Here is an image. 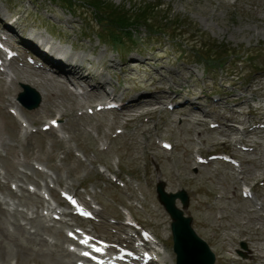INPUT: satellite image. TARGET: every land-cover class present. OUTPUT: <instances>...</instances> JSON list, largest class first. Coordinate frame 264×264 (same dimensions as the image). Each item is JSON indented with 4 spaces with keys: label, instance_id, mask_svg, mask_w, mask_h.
<instances>
[{
    "label": "rangeland",
    "instance_id": "rangeland-1",
    "mask_svg": "<svg viewBox=\"0 0 264 264\" xmlns=\"http://www.w3.org/2000/svg\"><path fill=\"white\" fill-rule=\"evenodd\" d=\"M100 1L127 9L142 0ZM146 1L160 2L163 8L169 7L172 16L187 18L195 38H204V42L212 39L242 51L241 56L264 44V0ZM70 3L0 0V20L4 15L14 17L21 36L38 35L58 48L82 55L85 64L115 91L112 94L109 85L95 95L90 87L70 89L59 82L62 75L24 67L18 61L0 71V200L16 204L28 217H34L35 211L43 217L46 210L42 204L24 205L15 194L7 193L6 189L15 192L13 180L18 177L16 181L24 189L54 192L56 197L41 199L53 207L59 200L58 189L73 191L84 201L93 202L100 220L85 224L66 216L64 225L45 220L46 225L64 235L67 228L82 224L101 238L114 237L119 231L116 238L122 239L120 220L131 215L152 230L159 242L160 258L171 256L174 262L170 219L155 192L157 182L162 181L166 192H185L188 206L184 214L191 216L195 233L213 252L214 264H248L245 262L251 256L255 258L249 264H264V130L249 131L252 123L264 121V72L248 73L246 68L235 70L231 65L208 72L201 63L181 58L180 40L174 43L161 34L148 38L142 27L136 29L134 41L124 38V50L116 49L107 39L103 42L99 38L105 34L97 23L100 14L84 1ZM180 48L188 49L182 43ZM109 63L113 67L106 68ZM24 79L46 94L35 109L18 108L15 101L21 91L18 81ZM138 87L149 95L151 104L85 113L110 95L119 99ZM210 92L216 95L210 98ZM87 96L94 100L88 102ZM165 99H174L177 105L184 101L191 104L170 112L163 105ZM11 109L22 115L24 126ZM52 117L58 119L59 127L42 131L41 124ZM212 122L218 126L210 128ZM161 140L170 142L172 149H162ZM229 140L237 146L250 143L254 148L240 156V167L220 161L207 165L196 162L197 155L206 157L221 150L239 157L235 152L240 149ZM242 185L252 187V199L241 197ZM17 191L18 196L27 193ZM176 203L181 207L179 201ZM19 221L25 224L22 218ZM27 228L32 232L33 228ZM44 236L55 241L50 234ZM7 264L43 263L10 254Z\"/></svg>",
    "mask_w": 264,
    "mask_h": 264
},
{
    "label": "bare ground",
    "instance_id": "bare-ground-1",
    "mask_svg": "<svg viewBox=\"0 0 264 264\" xmlns=\"http://www.w3.org/2000/svg\"><path fill=\"white\" fill-rule=\"evenodd\" d=\"M34 40H36L37 43L39 44H43L47 46L50 50L54 52H58V54L61 57H63V59H65L64 62L66 64H71L70 66H66V64L62 63L61 61L50 62L52 67L56 69L55 74L57 76H59L60 74L67 75V73H69V75L77 78L78 83L80 84L90 85L93 82L97 86V88H104L106 81L102 80L97 73H94L93 72L94 69H92L91 67L85 64V58L82 55H74L70 51H65L61 48H58L54 44L48 42L47 40L41 38L38 35H33L31 33H27L25 35V44L32 45ZM105 60L106 62L112 61L111 59H105ZM108 65H110V63L107 64V66ZM18 82L34 85L37 88V85L35 83L30 82L27 79L19 80ZM59 82L61 84H65V81H59ZM37 90L39 91L38 88ZM39 92L41 95V99L43 101V99L46 97V94L42 91ZM86 100L88 102H91L94 100V98L92 96H87ZM150 102L151 101L149 100V96L146 95L143 96L140 100H135L134 102H132V104H129V107H134L138 105H148ZM185 104L186 101L183 102V105ZM17 106L18 108H20L19 107L20 105ZM180 110L181 107L177 106L176 111L179 112ZM184 115L186 117L190 116V114L188 113H185ZM223 126H225L230 131L233 130V126L231 125L225 124ZM229 142L232 145L235 144V141L229 140ZM249 146H251L250 143ZM7 175L11 176L10 173H8ZM17 178L13 180V183H15L16 186L15 192H13L12 190H7L5 184L2 185L6 189L7 193H9L12 196L15 194L14 196L15 199H17V201L21 204L32 205V206H37L38 204H42L43 205L42 209H46V211L50 210L48 211L50 214L56 213L57 215H60L55 210V208L51 206L50 203L47 202L46 204H44L43 201H41L38 198L37 193L30 194L28 192V188L24 189L22 185L18 184ZM241 178L243 180L245 179L244 176H241ZM58 181L59 180L56 179L57 183ZM167 189L168 190L172 189V187H167ZM17 190L21 192H23V190H26L27 193L18 196ZM255 205L256 203H254L253 206L255 207ZM35 213L36 214L34 217H28L24 212L17 209L16 204H12L0 200V262L2 264L4 263L7 264L10 254H12L15 257L21 256L28 260L34 259L42 262L43 264H74V259H75L74 253L70 252L64 246V243L68 241L67 236L62 235L59 229H54L49 225H46L44 221L45 220L49 221L47 217L44 216L42 217V215L37 213V211H35ZM19 217L25 220V224H22L19 221L20 219ZM61 223L63 224L65 223V221ZM27 225L30 228H33L32 232L29 231ZM9 227H11L12 229H10ZM45 233L53 236L55 238V241L50 242L49 240H47L46 237L44 236ZM114 237H117V235H115ZM254 258L255 256L249 257L250 259L249 262L253 263ZM163 261L164 262L169 261L170 264H174L171 256H164ZM249 262H245V263H249ZM237 264H242V263L240 261Z\"/></svg>",
    "mask_w": 264,
    "mask_h": 264
},
{
    "label": "trees",
    "instance_id": "trees-1",
    "mask_svg": "<svg viewBox=\"0 0 264 264\" xmlns=\"http://www.w3.org/2000/svg\"><path fill=\"white\" fill-rule=\"evenodd\" d=\"M57 1V0H52ZM89 7L100 14L97 21L98 26L105 32L99 35L103 42L107 39L115 45V48H121L124 44V38L134 41V33L138 27H142L148 38L156 35H165L170 41L178 43V40L188 49H182L179 45V53L182 59L189 60L191 63H201L207 71L231 65L235 70L245 65L249 72H256L260 65H264V45L247 50L241 56L242 51L232 50L224 44H217L210 39L204 42V38H195L192 28L190 29L186 19L174 17L170 14L169 7L163 8L160 2H148L142 0L134 3L125 9L120 5L104 3L100 0H81ZM60 2L71 5L70 0H60ZM184 34H190L183 38ZM193 42L192 44H190ZM188 55V56H187ZM257 57L263 62L257 61ZM187 63L186 61H183ZM233 76V74H231Z\"/></svg>",
    "mask_w": 264,
    "mask_h": 264
},
{
    "label": "water",
    "instance_id": "water-1",
    "mask_svg": "<svg viewBox=\"0 0 264 264\" xmlns=\"http://www.w3.org/2000/svg\"><path fill=\"white\" fill-rule=\"evenodd\" d=\"M23 91L18 99L28 109L36 108L40 103L39 93L27 84H21ZM156 195L170 218L172 250L175 253V264H214L215 256L208 244L192 228L191 216H185L188 197L183 190L169 193L164 190L162 181L156 184ZM179 199L181 208L176 205Z\"/></svg>",
    "mask_w": 264,
    "mask_h": 264
}]
</instances>
